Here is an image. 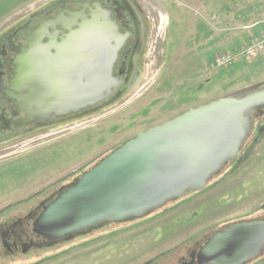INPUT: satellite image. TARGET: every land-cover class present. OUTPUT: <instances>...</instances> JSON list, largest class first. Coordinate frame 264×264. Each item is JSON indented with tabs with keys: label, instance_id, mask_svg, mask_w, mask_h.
<instances>
[{
	"label": "rangeland",
	"instance_id": "obj_1",
	"mask_svg": "<svg viewBox=\"0 0 264 264\" xmlns=\"http://www.w3.org/2000/svg\"><path fill=\"white\" fill-rule=\"evenodd\" d=\"M40 1L0 0V29ZM141 1L153 30L134 93L108 113L0 150V220L25 211L29 204L20 203L54 192L149 128L264 82V55L213 67L218 55L237 53L259 36L264 0ZM256 136L240 163L204 191L144 220L104 226L2 264H177L217 228L264 215V134Z\"/></svg>",
	"mask_w": 264,
	"mask_h": 264
},
{
	"label": "water",
	"instance_id": "obj_2",
	"mask_svg": "<svg viewBox=\"0 0 264 264\" xmlns=\"http://www.w3.org/2000/svg\"><path fill=\"white\" fill-rule=\"evenodd\" d=\"M85 27L70 19H57L45 29L49 44H43L42 31L28 37V46L14 61L15 78L10 90L18 107L28 114L26 121L14 129L36 123V115L45 111L47 97L67 99L65 66L71 55L73 103L54 101L51 111L61 115L65 113L60 112L63 108L76 113L93 107L104 93L110 94L119 46L111 48L108 41L98 45L90 39L89 84L83 87ZM59 34L63 39L58 44ZM262 117L264 82L149 128L61 187L48 205L43 202L32 224L33 234L56 244L71 242L104 226L144 220L191 193L204 191L239 158ZM16 141L2 142L0 148ZM263 259L264 218L256 217L217 228L192 251L185 264H255Z\"/></svg>",
	"mask_w": 264,
	"mask_h": 264
},
{
	"label": "flooded vegetation",
	"instance_id": "obj_3",
	"mask_svg": "<svg viewBox=\"0 0 264 264\" xmlns=\"http://www.w3.org/2000/svg\"><path fill=\"white\" fill-rule=\"evenodd\" d=\"M57 19H70L86 26L87 33L84 36V46L87 57H85V62H81V65L85 64V67L81 71L80 80L83 87H87L89 84L88 56L91 47L90 39L98 42V45L100 42L105 43L108 41L111 48L119 46L112 66L113 86L111 92L109 95L104 93L103 99L93 107H86L76 113H68L61 108L60 112H65L61 115L51 111V105L55 100L47 97L44 100L45 111L36 115V123L14 129L16 124L26 121L28 114L25 109L18 107L17 100L10 92L11 82L15 78L16 67L14 61L18 52L28 46V37L31 34L42 31V35L45 37L47 33L45 29ZM152 23L151 15L147 12L141 0H41L35 8L13 17L6 26L0 29V143L16 139L17 141L0 148V150L7 149L33 137L54 135L72 125L108 113L125 102L140 83L143 60L152 39ZM52 32L50 30L49 34ZM65 34L67 35L68 31ZM62 39L63 35L59 34L56 43L59 44ZM49 43L50 40L45 37L43 44ZM52 54H55V52H52ZM65 69L67 85L64 88L67 89L66 94L68 97L65 100L61 99L55 102L61 101V103L67 104L70 101L72 104L75 78L72 55L68 59ZM263 120L264 117L256 121L253 136L256 135V132L257 136L264 134ZM249 143L243 149V152L248 151ZM241 155L234 162L236 165L240 163ZM79 175L64 181L54 192H47V195L44 193L45 197L35 199L33 205H30L32 201L27 203L29 205L25 211L16 216L0 220L1 264L10 259L21 258L33 251L61 244L48 242L34 235L32 224L42 210L41 204L46 202L45 205H48L56 197L61 187L68 185ZM259 217L264 218V215ZM199 246V244H196L190 250L187 248L186 255L178 257L177 264L188 263L192 251ZM260 263L264 264V259Z\"/></svg>",
	"mask_w": 264,
	"mask_h": 264
},
{
	"label": "built area",
	"instance_id": "obj_4",
	"mask_svg": "<svg viewBox=\"0 0 264 264\" xmlns=\"http://www.w3.org/2000/svg\"><path fill=\"white\" fill-rule=\"evenodd\" d=\"M264 55V33L252 40L247 46L237 53H223L218 55L213 62L214 68H228L239 59L254 60Z\"/></svg>",
	"mask_w": 264,
	"mask_h": 264
},
{
	"label": "trees",
	"instance_id": "obj_5",
	"mask_svg": "<svg viewBox=\"0 0 264 264\" xmlns=\"http://www.w3.org/2000/svg\"><path fill=\"white\" fill-rule=\"evenodd\" d=\"M47 191H49V189H48ZM44 193H46V191H43V192H41V193L35 195L34 197L30 198L29 200H26V201H24V202H22V203H20V204L29 203V202L35 200L37 197L43 195ZM20 204H19V205H20ZM173 253H174V252H173Z\"/></svg>",
	"mask_w": 264,
	"mask_h": 264
},
{
	"label": "crops",
	"instance_id": "obj_6",
	"mask_svg": "<svg viewBox=\"0 0 264 264\" xmlns=\"http://www.w3.org/2000/svg\"><path fill=\"white\" fill-rule=\"evenodd\" d=\"M262 29H263V30L260 32L259 36L262 35V34L264 33V26L262 27ZM259 36H257L256 38H258ZM254 39H255V38H253L252 40H254ZM252 40H251V41H252Z\"/></svg>",
	"mask_w": 264,
	"mask_h": 264
}]
</instances>
